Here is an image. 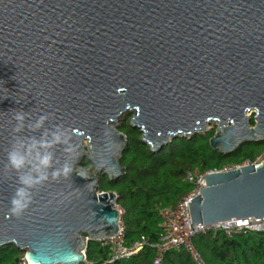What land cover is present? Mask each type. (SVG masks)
I'll list each match as a JSON object with an SVG mask.
<instances>
[{
  "label": "water",
  "instance_id": "obj_1",
  "mask_svg": "<svg viewBox=\"0 0 264 264\" xmlns=\"http://www.w3.org/2000/svg\"><path fill=\"white\" fill-rule=\"evenodd\" d=\"M124 113L153 151L210 122L209 145L223 154L264 142V0H0V247L14 245L31 264L74 253L80 264L89 241L116 234L117 196L98 183L125 173L126 135L115 126ZM54 136L48 179L12 216L31 165L17 172L7 153ZM84 157L91 169L75 167ZM65 164L73 171L53 180ZM204 180L188 201L192 229L264 219V158Z\"/></svg>",
  "mask_w": 264,
  "mask_h": 264
},
{
  "label": "trees",
  "instance_id": "obj_2",
  "mask_svg": "<svg viewBox=\"0 0 264 264\" xmlns=\"http://www.w3.org/2000/svg\"><path fill=\"white\" fill-rule=\"evenodd\" d=\"M250 124L254 122L251 119ZM118 130L126 135V146L119 159L125 173L116 180L99 176L100 191H113L120 208L125 231L124 242L130 244L145 236L156 244L164 234L160 211L175 205L190 190L184 180L186 170H222L228 165L253 162L264 151V142H247L229 154L214 150L209 139L215 128L192 137L177 136L157 151L142 141V133L129 124V118ZM79 166L91 169L85 157ZM193 244L205 264H264V230H241L231 237L223 231L209 230L193 238ZM24 252L14 245L0 247V264H16ZM86 262L80 264H153L152 247H144L128 258L109 261V249L99 241H89ZM160 264H194L183 249L166 252Z\"/></svg>",
  "mask_w": 264,
  "mask_h": 264
},
{
  "label": "built area",
  "instance_id": "obj_3",
  "mask_svg": "<svg viewBox=\"0 0 264 264\" xmlns=\"http://www.w3.org/2000/svg\"><path fill=\"white\" fill-rule=\"evenodd\" d=\"M260 161L261 160L257 159L254 163L257 164ZM239 166L240 165L231 164L218 171L233 170ZM216 171L217 170H207L202 172L188 169L184 172V180L190 184V190L183 195L175 205L167 206L160 211L161 226L164 230V234L156 244H150L145 236H141L138 240L130 244H125V231L121 219H119L118 232L113 236L98 240L102 246L109 249V261L128 258L144 247L150 246L156 251L153 264H160L166 252L177 249H183L187 252L194 264H205L193 244L194 236L200 233H206L209 230L223 231L226 237H231L241 230L263 231L264 219L257 218L231 220L214 224H192L193 229L191 228L188 201L198 196L201 193L200 190L205 188L204 175ZM116 208L121 217L122 211L118 206H116ZM16 264L31 263L24 253Z\"/></svg>",
  "mask_w": 264,
  "mask_h": 264
},
{
  "label": "clouds",
  "instance_id": "obj_4",
  "mask_svg": "<svg viewBox=\"0 0 264 264\" xmlns=\"http://www.w3.org/2000/svg\"><path fill=\"white\" fill-rule=\"evenodd\" d=\"M15 119L22 124L25 119L24 114L20 111L15 112ZM45 119L46 117L41 115L31 127L40 128ZM60 142L59 136H54L51 142L44 139L40 141L32 140L26 145L23 154L17 151H9L7 153V163L11 169L22 172L25 166L30 164L31 173L37 174L35 177L32 176L31 173H24L18 176V183L23 186L16 189L10 200L9 213L12 216L19 217L28 208L30 203L28 189L33 188L37 184H42L48 179L46 170L52 166L53 157L47 149L52 147L53 143ZM66 151L70 152L71 149H67ZM72 171L73 169L65 164L62 168L53 170L51 172V178L55 180L61 175L67 177ZM78 174L84 177V172L82 170L79 171ZM79 260V255L74 253L64 258V264H78ZM35 264H40V262L36 261Z\"/></svg>",
  "mask_w": 264,
  "mask_h": 264
},
{
  "label": "rangeland",
  "instance_id": "obj_5",
  "mask_svg": "<svg viewBox=\"0 0 264 264\" xmlns=\"http://www.w3.org/2000/svg\"><path fill=\"white\" fill-rule=\"evenodd\" d=\"M132 113V112H131ZM131 113H124L122 116L119 117L118 119V122L115 124L116 127H119L120 123L123 122L125 120V118H129V121H130V117H131ZM255 114V111H251V112H248L247 115L252 118V116ZM216 127V123H213V122H210L208 123L207 127L201 132V133H205L207 131H209L210 129L212 128H215ZM85 158V157H84ZM264 158V151L262 154H260L256 160H262ZM82 160V159H81ZM80 160V161H81ZM255 160V161H256ZM255 161H253L252 163H254ZM247 162H250V161H245L243 164L247 163ZM76 168L77 167H80L79 166V162L77 163V165L75 166ZM88 169V168H87Z\"/></svg>",
  "mask_w": 264,
  "mask_h": 264
},
{
  "label": "bare ground",
  "instance_id": "obj_6",
  "mask_svg": "<svg viewBox=\"0 0 264 264\" xmlns=\"http://www.w3.org/2000/svg\"><path fill=\"white\" fill-rule=\"evenodd\" d=\"M83 143H84V145H85V144L87 143V141L85 140ZM118 230H119V220H118ZM118 230H117V232H118ZM117 232H116V233H117ZM114 235H115V234H114ZM110 236H113V235H110ZM110 236H106V237H104V238H107V237H110Z\"/></svg>",
  "mask_w": 264,
  "mask_h": 264
},
{
  "label": "flooded vegetation",
  "instance_id": "obj_7",
  "mask_svg": "<svg viewBox=\"0 0 264 264\" xmlns=\"http://www.w3.org/2000/svg\"><path fill=\"white\" fill-rule=\"evenodd\" d=\"M252 120H253V116H252V118H251ZM251 121V120H250Z\"/></svg>",
  "mask_w": 264,
  "mask_h": 264
}]
</instances>
